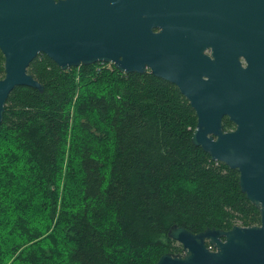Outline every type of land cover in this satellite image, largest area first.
I'll return each mask as SVG.
<instances>
[{"label":"trees","instance_id":"trees-1","mask_svg":"<svg viewBox=\"0 0 264 264\" xmlns=\"http://www.w3.org/2000/svg\"><path fill=\"white\" fill-rule=\"evenodd\" d=\"M0 53V78L4 75ZM0 123V264H153L192 232L260 223L238 170L191 140L196 114L153 74L28 64Z\"/></svg>","mask_w":264,"mask_h":264},{"label":"water","instance_id":"water-1","mask_svg":"<svg viewBox=\"0 0 264 264\" xmlns=\"http://www.w3.org/2000/svg\"><path fill=\"white\" fill-rule=\"evenodd\" d=\"M223 43L226 57L242 54L257 70L239 76L238 107L222 102L219 71L204 70V49L218 59ZM0 52V123L15 86L44 88L27 70L39 53L62 70L106 62L174 83L196 114L193 144L238 170L260 223L199 232L174 224L167 234L182 251L153 264H264V0H0ZM225 112L236 127L224 132Z\"/></svg>","mask_w":264,"mask_h":264},{"label":"flooded vegetation","instance_id":"flooded-vegetation-1","mask_svg":"<svg viewBox=\"0 0 264 264\" xmlns=\"http://www.w3.org/2000/svg\"><path fill=\"white\" fill-rule=\"evenodd\" d=\"M214 4H220L222 1L225 3L227 0H209ZM232 1V0H230ZM237 2V0H234ZM235 4V3H234ZM226 43V41H225ZM223 46V51L220 57L215 58L213 54V50L211 46H207L204 49V54L207 56L208 65L204 70H218L220 73V90L222 102L224 104H230L232 106L238 107L242 102V97L239 94V76L242 75L243 72H255L257 70H250L247 65L248 61L246 57L242 54L233 53L230 57H226V44ZM1 53V52H0ZM220 54V53H219ZM145 70H150V67L146 64ZM204 78H208V76H204ZM256 84H253V87L256 88ZM264 94V92H263ZM220 124H222V130L230 131L235 129V123L232 119H230L229 113L225 112L222 115V119Z\"/></svg>","mask_w":264,"mask_h":264}]
</instances>
